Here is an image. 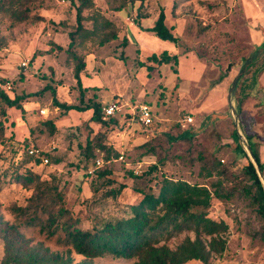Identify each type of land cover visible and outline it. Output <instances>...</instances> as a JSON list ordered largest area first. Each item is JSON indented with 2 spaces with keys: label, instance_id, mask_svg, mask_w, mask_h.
I'll use <instances>...</instances> for the list:
<instances>
[{
  "label": "rangeland",
  "instance_id": "obj_1",
  "mask_svg": "<svg viewBox=\"0 0 264 264\" xmlns=\"http://www.w3.org/2000/svg\"><path fill=\"white\" fill-rule=\"evenodd\" d=\"M4 2L0 0V6ZM119 4L120 0H93L90 8L83 9L84 25L93 27L92 17L99 13L115 23L121 39L130 35L128 25H137L140 14L157 17L163 9L166 24L178 37L173 43L175 49L168 51L177 56L176 63L158 64L148 59L153 53L160 57V47L170 44L159 38L158 46L147 52L138 43L125 52L120 39L98 50L103 56L109 52L128 54L132 88L144 85L149 90L155 123L142 126L132 119L129 107L117 113L112 126L92 122L90 112L62 113L53 107L50 90L23 102L24 121L19 110H8L0 101V125L4 126L0 137L3 219L20 226L32 249L60 252L72 264H135L137 257L105 254L86 258L65 243L61 227L50 235L38 226L26 225L12 206L27 205L34 189L16 181V174L30 171L56 185L68 212L80 220L82 228L127 216L131 205L142 199L140 190L157 194L164 178L186 181L210 192L209 206H196L192 211L224 222L227 229L213 235L185 230L168 240L161 239L159 244L174 250L186 237L201 240L210 251L209 260L194 259L185 264H264V216L253 197L243 190L247 177L242 167L247 158L236 156L234 144L229 145L233 131L238 129L239 141L247 150L246 133L252 134L264 162V55L240 79L235 92H230L245 60L264 42V0H145L115 10ZM30 6L32 16L39 14L45 19L14 23L10 13L0 9V77L8 80L4 89L13 96V90L35 92L51 83L60 99L62 84L70 89L65 90V96L71 103L80 102L81 92L87 100L89 92L78 87L72 66L65 62L67 54L56 48L48 52L53 44L68 45V32L76 25V5L70 0H38L31 1ZM91 41L88 50L100 47ZM141 66L146 81L135 76ZM98 95L102 102L110 98L105 91ZM188 116L193 117L192 123L185 122ZM45 119L53 120L56 132L46 128L42 123ZM24 143L36 155L42 154V161H34L35 157L27 161ZM45 152L49 156L44 157ZM44 158L49 161L45 163ZM54 158L60 161L54 162ZM97 160H101L100 166ZM103 171L105 174L99 175ZM262 175L264 178V171ZM213 239L221 240L216 243L218 249L224 241V248L214 250ZM4 249L0 237V263L5 258Z\"/></svg>",
  "mask_w": 264,
  "mask_h": 264
},
{
  "label": "trees",
  "instance_id": "obj_2",
  "mask_svg": "<svg viewBox=\"0 0 264 264\" xmlns=\"http://www.w3.org/2000/svg\"><path fill=\"white\" fill-rule=\"evenodd\" d=\"M31 1L38 0H6V2L1 4L0 9L3 11L5 9L10 13L14 23L43 21L45 19L43 16L39 14L36 16L31 15L33 10L30 6ZM70 1L76 5V25L68 32L69 43L66 47L60 44H53L48 52H53L54 48H56L67 54L65 62L67 65L72 66L77 85L83 89L81 73L86 68V55L91 52L87 49L88 41L92 40L93 43L97 41L98 46L101 47L113 40L120 39V34L115 23L99 13L92 17L93 27L90 28L84 25L83 9L90 8L93 5V0ZM137 1L143 3L145 0H120V4L115 6V10H123L129 4L133 5ZM142 17L144 16L140 14V18ZM147 30L153 32L155 36L162 40L170 41L174 44L178 42V37L174 34L173 27H169L166 24V14L163 9L159 12L154 25L147 28ZM120 40L124 47L128 45L129 39L127 36H123ZM120 58L125 59L126 55L122 53ZM148 59L158 64L172 60L175 63L177 62V56L170 55L168 51H163L160 57L153 53ZM173 72L177 73V69L174 68ZM7 82L6 78L0 77L1 104H4L8 110H19L22 114L21 121L25 120L23 119L25 115L23 102L28 98L38 97L49 90L52 92L53 107H58L62 113H67L72 109L80 112L92 110L90 117L92 122L107 125L115 121V115L105 116L103 110L105 105L96 96L85 100L83 97L84 93L81 92L79 103L61 101L51 83L35 92L13 90V96H11L3 87ZM2 114L7 116V110L3 109ZM42 123L51 133L56 132L57 128L53 120L45 119ZM3 131L4 126L1 123L0 137L3 136ZM233 133L235 136L233 142H230L229 145L234 144L236 156L247 158V162L242 167V172L247 177L243 190L247 195L253 197L257 204L258 212L264 216L263 180L257 171L252 156L248 153L243 143L240 142L241 139L237 129ZM246 137L257 164L264 171V162H261L259 151L253 141V135L246 133ZM0 143H2L1 138ZM27 145V143H24L27 161H31L33 157H35L34 161L36 162L42 161L40 156L42 154H30V149H28ZM99 146L105 148L103 144H99ZM85 150L88 156V146L85 147ZM47 155L48 153L45 152L44 157H47ZM59 161V158H54V162ZM98 173L102 176L105 171ZM15 179L24 187H33L34 189L27 205L18 206L14 204L12 206L15 215L24 219L26 225L38 226L40 230H46L50 235L56 234L57 229L61 227L65 233V243L71 247L70 249L86 258L113 254L123 258L137 257L135 264H185L194 259L207 262L211 255L210 251L198 238L192 240L190 237H186L183 243L174 250L166 244L160 245L159 243L161 239L168 240L170 237L185 230H194L198 235H201V233L213 235L227 229V225L224 222L218 223L203 212L192 211L196 206H209L210 192L205 187L192 185L186 181L164 178L157 194L140 190L143 193V197L138 203L131 205L130 213L127 216L100 221L92 228H82L80 220L74 218L68 212L65 207L63 193L56 185L46 180H41L39 176L30 171L16 174ZM0 237L5 246V258L0 264H72V261L69 258H65L60 252H53L48 248L37 247L32 249L30 239L20 230V226L16 223L5 221L1 213ZM218 241L221 240L213 239L212 241V248L216 251L224 248V241L220 243V249L216 247Z\"/></svg>",
  "mask_w": 264,
  "mask_h": 264
},
{
  "label": "crops",
  "instance_id": "obj_3",
  "mask_svg": "<svg viewBox=\"0 0 264 264\" xmlns=\"http://www.w3.org/2000/svg\"><path fill=\"white\" fill-rule=\"evenodd\" d=\"M158 17V16H157ZM157 17H150V16H144L137 21V25H128V32L130 35H128V45L124 48L125 52H127V48L133 44L136 45L137 43L145 49V51H151L155 48V46H158V40L157 36L154 35L153 32L148 31L147 28L152 27L155 23V20ZM160 39V38H159ZM166 41V40H165ZM133 42V43H132ZM170 44H165V46L160 47L161 51H170L174 50L173 43L168 41ZM103 47V46H102ZM101 47H98V49L89 52L86 55V68L81 73V82L82 86L85 90V92H89V97H95L98 99L100 92H107L110 95V98L106 102H102L104 105H107L114 100H119L122 102V104H125L126 107L128 106H138L139 104H148L153 112V116L155 117L154 113V107L151 99H148V93L149 90L146 88L144 89V85L142 88L140 86L133 90V82L134 79L131 77L130 73V66H128L129 63V56L127 53H125L126 58H120V52L107 53L104 56L98 54V50ZM122 49V48H121ZM151 49V50H150ZM168 74V73H167ZM138 77H141L143 81L148 80L146 78V73L144 71V66H141L140 69L137 71L136 75ZM65 85V84H64ZM63 88V94L60 90H58V94L61 95L60 98L61 101H67L71 103L69 99L66 98L65 92L70 91L69 88L66 86L60 85L59 89ZM140 88V89H139ZM66 90V91H65ZM153 92V91H152ZM153 96V95H152ZM88 97V98H89ZM156 100V99H155ZM154 102V101H153ZM55 109H59L58 107H55ZM130 111V110H129ZM91 113L92 110H86L84 112H80L77 110H70L67 112V114L71 113ZM90 115V117H91ZM89 117V118H90ZM117 117V114L115 115ZM155 123V118H154ZM153 123V124H154ZM192 123V122H191ZM110 126L111 123H110Z\"/></svg>",
  "mask_w": 264,
  "mask_h": 264
},
{
  "label": "built area",
  "instance_id": "obj_4",
  "mask_svg": "<svg viewBox=\"0 0 264 264\" xmlns=\"http://www.w3.org/2000/svg\"><path fill=\"white\" fill-rule=\"evenodd\" d=\"M23 65H27V62H23ZM124 107H126L125 104H122L119 100H114L113 102L105 105L103 107V110L105 112V116H114L116 115L118 112H120ZM131 110L129 111V113L132 116V119H136L142 126L148 128L151 127L154 123V116H153V112L151 107L148 104H139L138 106H134V107H130ZM46 110L43 109L42 113H45ZM185 122L186 123H191L193 122V117L192 116H188L185 118ZM30 154H34L35 151L33 149L29 150ZM43 161L45 163L48 162L47 158H44ZM97 165L100 166L101 165V160H97L96 161Z\"/></svg>",
  "mask_w": 264,
  "mask_h": 264
},
{
  "label": "water",
  "instance_id": "obj_5",
  "mask_svg": "<svg viewBox=\"0 0 264 264\" xmlns=\"http://www.w3.org/2000/svg\"><path fill=\"white\" fill-rule=\"evenodd\" d=\"M264 55V42L259 45L257 47V49L246 59L244 65L241 67L238 75L235 77L233 83H232V86H231V89H230V92H234L236 86L238 85L240 79L244 76V74ZM234 114H237V112L234 110ZM236 119L238 120V118L236 117ZM236 120V121H237ZM238 123V126L241 127V124L239 123V121H237ZM238 131V129H237ZM239 133V136L241 137V134L240 132L238 131ZM247 150L249 152V154L252 156V159L253 161L255 162L256 164V167H257V171L261 177L262 180H264L263 178V175H262V169L261 167L257 164V160L255 158V156L253 155V152H252V148L249 144V141L247 140Z\"/></svg>",
  "mask_w": 264,
  "mask_h": 264
}]
</instances>
